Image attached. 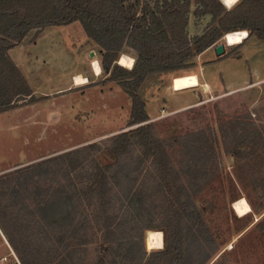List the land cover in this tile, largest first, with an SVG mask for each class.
<instances>
[{"label": "rangeland", "instance_id": "1", "mask_svg": "<svg viewBox=\"0 0 264 264\" xmlns=\"http://www.w3.org/2000/svg\"><path fill=\"white\" fill-rule=\"evenodd\" d=\"M157 1L128 3L141 13ZM196 7L192 0L186 28L190 38L201 35L211 22L210 16H195ZM34 33L29 32L11 55L8 51L35 93L32 102L26 97L14 101L13 109L0 112V264H96L103 242L102 222L94 219L95 205L88 198L74 203L77 232L68 238L51 231L39 218L36 206L41 193L52 191L67 177L80 187L92 161L112 163L107 152L82 151L74 157L75 171L66 159L61 169L52 163L47 177L37 176L27 183L22 171L89 144L106 148L111 137L135 127H128L131 100L103 74L86 77L95 60H100L99 48L86 37L78 22L48 27L37 38ZM90 52L97 54L96 59ZM134 57L125 47L117 64L131 61L130 67L122 66L131 69ZM219 57L211 48L196 58L194 69L150 76L139 95L145 103L148 122L167 143L173 165L178 167L189 159L191 153L189 156L186 146L190 141L205 145L196 156L200 169L193 177L203 188L195 202L204 210L212 237L217 243L226 242L206 264H264V142L254 135L247 136L240 159H235L225 150L222 132L226 130L224 135L231 136L230 144L238 140V135H232L235 127L238 131L246 127L248 133L258 130L264 139V43L251 38L241 45L227 46ZM78 74H84L80 77L88 83L75 86L73 79ZM186 75H197L200 86L174 92L173 79ZM195 133L201 134L195 137ZM138 154V147L133 146L127 160ZM142 167L137 184L143 181L144 187L153 186L150 193L158 215L150 225H155L161 218V196L151 181L152 169L147 170L150 163ZM242 198L251 199L256 210L236 221L234 217L239 215L234 204ZM118 208L116 204L112 212ZM139 231L129 233V239L138 242ZM148 232L143 231L142 236L147 253L152 251L147 246ZM112 256L117 264H125L115 253Z\"/></svg>", "mask_w": 264, "mask_h": 264}, {"label": "trees", "instance_id": "2", "mask_svg": "<svg viewBox=\"0 0 264 264\" xmlns=\"http://www.w3.org/2000/svg\"><path fill=\"white\" fill-rule=\"evenodd\" d=\"M193 2L197 5L195 16H210L211 22L201 35L190 38L186 28L192 0H158L141 13L128 0H0V112L13 109L14 101H23L26 97L28 102L33 101V92L8 51L31 31L37 38L48 27L75 22L99 48L101 74L117 83L131 100L128 127H135L111 137L106 148L89 144L22 171L26 173L24 182L27 183L37 176L47 177L52 163L61 169L66 159L75 171L74 157L82 151L107 152L113 162L103 165L92 161L83 175L81 188L67 177L52 191L41 193L36 206L39 218L47 227L68 238L77 232L72 207L82 198H88L95 205L94 219L102 222L103 242L96 264H117L114 253L125 264H206L211 254H217L226 244L225 241L217 243L212 237L204 210L195 202L203 188L193 177L200 169L196 156L205 145L190 141L186 146L189 156L191 153L189 159L178 167L173 165L167 143L148 122L139 89L150 76L194 69L196 58L220 44L228 34L246 31L248 37L243 42L255 38L264 43V0H239L230 9L220 0ZM125 47L135 54L131 69L117 64ZM222 132L225 150L235 159H240V149L247 136L254 135L260 143L264 142L260 131L248 133L246 127H240L239 131L233 128L232 135H238L234 144L229 142L230 135H224L226 130ZM199 134L195 133V137ZM133 146L138 147L139 154L127 160ZM147 162L162 203L161 218L155 225H150L158 215L150 193L153 186L144 187L143 181L137 184L138 174ZM246 200L251 210H256L253 201ZM116 204L119 208L115 213L112 211ZM245 216L234 219L241 221ZM129 218L133 226L129 225ZM137 229L140 230L138 242L129 239V233ZM145 230L162 232L161 249L145 251L142 240Z\"/></svg>", "mask_w": 264, "mask_h": 264}, {"label": "bare ground", "instance_id": "3", "mask_svg": "<svg viewBox=\"0 0 264 264\" xmlns=\"http://www.w3.org/2000/svg\"><path fill=\"white\" fill-rule=\"evenodd\" d=\"M239 0H234V2H228V0H222L223 4L227 8H232ZM248 36L246 31H239L228 34L226 38L224 37V41L228 46H234L238 44H242L243 41ZM131 61L127 62L123 60L120 62L122 66L130 67ZM93 70L97 76L101 74V69L97 62L93 63ZM75 81L78 85L87 84L88 80L86 78H82L77 76ZM200 82L197 75H186L181 77H176L173 79V87L175 91H183L192 89L194 87H199ZM234 209L239 216H245L249 214L252 210L246 199L242 198L235 202ZM147 246L149 250H158L163 247V238L162 233L160 231H149L147 233Z\"/></svg>", "mask_w": 264, "mask_h": 264}, {"label": "crops", "instance_id": "4", "mask_svg": "<svg viewBox=\"0 0 264 264\" xmlns=\"http://www.w3.org/2000/svg\"><path fill=\"white\" fill-rule=\"evenodd\" d=\"M90 41H91V40H90ZM91 42H92V41H91ZM21 43H22V42H21ZM21 43H20V44H21ZM20 44H18V45L15 46L14 48H12V49L9 51V54L11 55L12 52H13V51H14V50H15ZM210 50H211V49H210ZM207 52H208V51H207ZM91 53H93V52H90V56L93 57V55H94V56H95V59H96V57H97L96 55H97V54H95V53L91 54ZM95 61L99 64V60L96 59ZM84 62H86V61H84ZM87 64H88V63H87ZM86 66H87V65H86ZM87 71H88V72H86V73H87V74H86V75H87V76H86L87 78H91V77H93V76H97V75H93L94 73L92 74V72H93L92 69L87 70ZM91 74H92V75H91ZM78 75H79V77H80V76H82V77L85 76L84 74H78ZM76 77H77V76H76ZM197 77H198V76H197ZM198 79H199V78H198ZM73 84H74L75 86H81V85H78V84L76 83L75 78L73 79ZM84 85H85V84H84ZM172 88L174 89V87H172ZM194 88H196V87H194ZM188 90H189V89H188ZM183 91H186V90H183ZM174 92H182V91H175V90H174ZM33 93H35V91H33ZM0 234H1V233H0ZM3 239H4V242L7 244L6 239H5L4 237H3Z\"/></svg>", "mask_w": 264, "mask_h": 264}, {"label": "water", "instance_id": "5", "mask_svg": "<svg viewBox=\"0 0 264 264\" xmlns=\"http://www.w3.org/2000/svg\"><path fill=\"white\" fill-rule=\"evenodd\" d=\"M227 46L228 45H226L225 41L220 43V44H218V45H216V46H214L213 49H214L215 55L217 57L224 55L225 54V49H226ZM91 54H93V53H91Z\"/></svg>", "mask_w": 264, "mask_h": 264}, {"label": "snow or ice", "instance_id": "6", "mask_svg": "<svg viewBox=\"0 0 264 264\" xmlns=\"http://www.w3.org/2000/svg\"><path fill=\"white\" fill-rule=\"evenodd\" d=\"M228 2H234V0H228Z\"/></svg>", "mask_w": 264, "mask_h": 264}, {"label": "built area", "instance_id": "7", "mask_svg": "<svg viewBox=\"0 0 264 264\" xmlns=\"http://www.w3.org/2000/svg\"><path fill=\"white\" fill-rule=\"evenodd\" d=\"M92 63H93V62H92ZM92 63H91V64H92ZM92 70H93V67H92ZM94 73H95V72H94Z\"/></svg>", "mask_w": 264, "mask_h": 264}]
</instances>
